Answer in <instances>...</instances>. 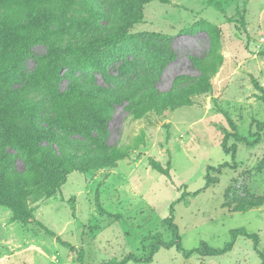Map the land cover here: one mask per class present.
<instances>
[{
  "label": "rangeland",
  "instance_id": "374dc122",
  "mask_svg": "<svg viewBox=\"0 0 264 264\" xmlns=\"http://www.w3.org/2000/svg\"><path fill=\"white\" fill-rule=\"evenodd\" d=\"M209 1L149 3L141 22L113 45L105 37L121 25L125 0H45L46 9L7 13L12 25L39 20L43 26L31 32L35 41L10 80L16 88L36 72L37 122L48 134L43 145L76 163L113 150L124 158L112 167L73 171L52 197L43 184L12 186L33 218L23 223L0 205V264H107L129 254L146 257L154 240H173L165 224L173 203L184 249L201 242L222 249L232 230L244 228L259 236L264 252V139L253 146L238 143L234 159L226 152L234 132L253 142L257 123H264V0H227L229 17H237L238 4L244 9L247 33ZM204 76L209 84L189 93L186 106L176 111L161 110L145 94L199 86ZM55 87L99 96L110 104L107 115L96 126L81 112L65 111V127L72 128L64 130L48 91ZM4 151L13 150L0 126ZM20 154L13 167L23 172L26 156ZM226 163L233 167L221 175L209 172L218 183L206 188L208 168ZM150 264L264 263L253 242L239 237L222 256L187 259L175 248L161 249Z\"/></svg>",
  "mask_w": 264,
  "mask_h": 264
},
{
  "label": "trees",
  "instance_id": "16d2710c",
  "mask_svg": "<svg viewBox=\"0 0 264 264\" xmlns=\"http://www.w3.org/2000/svg\"><path fill=\"white\" fill-rule=\"evenodd\" d=\"M45 0H0V94H4V99L0 100V126L5 130L7 135V145L13 150L12 152L0 153V205L7 206L14 213V218L23 223H28L32 220V211L23 203H21L19 193H14L12 186L21 188L32 186L36 188L38 184H43L41 190L47 197H52L58 192L62 186L66 184L67 177L73 171H78L82 174L101 168L112 167L117 161L124 158L116 150L106 155H89L81 162L75 161L62 155L60 151L55 150L52 146L43 145L47 138V131L37 122L38 110L41 100L38 99L39 89L36 88L33 80L36 72L33 70L26 75L23 84L13 88L10 85V80L16 73L23 58L29 52L30 44L34 34L31 33L35 29L42 28L39 26V20L33 22L30 26L12 25L7 17L8 12H35L36 9H46ZM67 1V0H65ZM127 7L124 11L121 25L116 31L105 37L107 45H113L123 40L128 34L130 27L138 24L142 20L144 7L152 2L159 1L163 4H168L169 0H125ZM209 5L217 11L224 14L229 23L236 24L238 32L246 30L245 11L242 10L239 4L236 8L237 17H229L227 0H210ZM55 14V12H53ZM38 27V28H37ZM260 56L264 57V51L260 52ZM208 77L204 76L199 86L191 85L185 90H180L176 93L167 92L159 96L152 94V90H147L145 94L151 96L154 100H158L159 108L176 111L181 107L186 106V101L189 93L201 88L203 84H209ZM53 102L59 106L60 114L53 118H57L58 125H62L63 129L69 131L65 126L69 123L70 116L63 117L62 114L66 111L70 114L81 112L89 117V121L94 125H99L103 117L107 115L106 103L99 96L81 95L78 96L76 91L70 89L66 92H60L58 88H49ZM79 100V101H78ZM64 110V111H63ZM93 111V112H91ZM258 138L251 142L248 137L242 136L238 132H234L231 137L235 143L230 149L233 159L237 151L238 143H245L249 146L257 145L264 139V123H257ZM26 156V168L23 172L16 171L13 167V162L20 158V153ZM229 153V152H228ZM233 167L230 164H223L217 168L209 167L206 176V188L218 183V179L210 177L209 172L214 171L217 175H221L223 169ZM4 180L6 183H4ZM39 181V182H38ZM6 184V185H5ZM23 185V186H22ZM197 192L196 194H198ZM195 194V195H196ZM184 196L179 199L181 201ZM174 205L171 206V217L165 220V224L173 231V240L170 242L161 239L154 240L149 248L146 257H137L134 254H129L122 260H115L107 264H150L154 256L161 250H170L175 248L184 258H190L194 254H199L204 257H218L231 252L235 242L239 237H244L251 240L254 244V250L259 255L264 263V252L259 251V236L250 234L244 228L234 229L231 231V241L224 248L216 249L209 246L206 242H201L199 248L194 250H186L182 245V237L179 233L178 226L174 223L173 212Z\"/></svg>",
  "mask_w": 264,
  "mask_h": 264
}]
</instances>
